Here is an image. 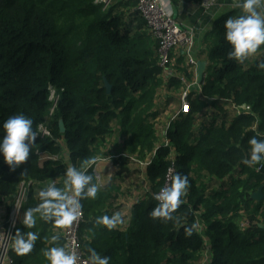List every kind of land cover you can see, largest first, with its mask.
Returning <instances> with one entry per match:
<instances>
[{
	"label": "trees",
	"instance_id": "obj_1",
	"mask_svg": "<svg viewBox=\"0 0 264 264\" xmlns=\"http://www.w3.org/2000/svg\"><path fill=\"white\" fill-rule=\"evenodd\" d=\"M169 1L177 12L186 0ZM138 3L0 0V129L11 116L23 114L34 121L36 132L43 125L51 133V138H37L29 159L14 170L0 157V208L9 211L20 188L27 186L13 236L19 229L40 237L29 254L17 255L11 247V264H48L42 250H66L62 228L37 214L35 226L26 229L23 214L40 203L39 191L48 184L64 188L65 148L71 165L79 168L83 160L104 154L113 138L139 160L151 156L149 192L124 215L120 186L132 176L140 180L141 171L131 170L130 160L115 161L114 182L100 186L95 199L80 201L84 221L79 236L87 258L93 248L110 257V264H201V254L209 250L210 264H264V200L252 199L260 189L264 195V161L255 167L242 163L250 152L248 140L264 138V69L257 67L264 61V46L243 64L228 59L223 25L240 11L218 18L199 53L207 63L202 92L216 98L211 119L197 122L208 104L191 96L190 113L167 134L170 147L159 146L154 109L164 82L158 43ZM105 82L112 86L110 95ZM180 86L174 77L167 90ZM50 88L58 95L53 114ZM234 105L250 110L238 113ZM172 165L175 174L188 175L190 184L173 213L179 223L149 217L157 204L154 194L165 186ZM87 174L96 183L93 170ZM117 212L124 223L116 229L96 225L98 217ZM186 227L192 228L190 236ZM54 235L59 237L55 243Z\"/></svg>",
	"mask_w": 264,
	"mask_h": 264
},
{
	"label": "clouds",
	"instance_id": "obj_2",
	"mask_svg": "<svg viewBox=\"0 0 264 264\" xmlns=\"http://www.w3.org/2000/svg\"><path fill=\"white\" fill-rule=\"evenodd\" d=\"M239 14L226 19L224 40L230 47L227 57L243 64L253 57L261 46H264V0H238ZM169 8L167 13L170 15ZM258 68L264 69V61L258 63ZM34 121L23 114L13 115L2 125L0 135V157L9 169H15L24 164L30 157L32 147L37 140V132L33 128ZM250 152L242 163L255 167L264 161V138L252 136L248 140ZM96 164L89 158L82 161L79 168L70 166L66 169L64 188H58L55 182L48 184L39 191L40 203L34 208H28L23 214L22 224L26 229H32L36 224V216L45 222L53 223L57 228H66L78 221L82 216L81 200L95 199L100 186L93 182V176L87 170ZM260 171L259 168L256 169ZM190 187L187 174L176 173L171 182L154 194L156 206L150 211L149 217L165 223L176 221L173 213L184 203L182 197ZM124 223L120 213L111 216L103 215L96 219L97 226L114 230ZM186 235L192 234V228L184 229ZM39 234L33 231L20 232L18 229L12 239V247L17 255L32 252ZM52 241H58V236H52ZM89 256L85 264H110V257L101 256L95 249H88ZM48 264H78L79 255L75 251H66L62 246H53L42 250Z\"/></svg>",
	"mask_w": 264,
	"mask_h": 264
},
{
	"label": "built area",
	"instance_id": "obj_3",
	"mask_svg": "<svg viewBox=\"0 0 264 264\" xmlns=\"http://www.w3.org/2000/svg\"><path fill=\"white\" fill-rule=\"evenodd\" d=\"M105 6H108V0H98ZM225 0H201L200 4L203 9H209L218 3ZM172 12L169 15L168 9ZM138 10L147 23L148 30L154 41L158 43V65L162 69V80L164 87L159 90L156 97V106L154 112L157 113L155 119V125L158 130L157 138L159 139L158 145L162 147H170V141L168 140V132L171 125L178 121L181 116L188 115L191 111V99L200 98L206 100L209 105L207 113V119H211L213 114V103L216 98H206L202 92L203 85L198 84V78L196 74L198 66V56L196 52V37L193 29L181 23L175 16L168 0H139ZM192 74V78L187 77V73ZM177 77L183 90L179 92H168L167 85L169 81ZM204 84V83H203ZM171 99L174 101L171 102ZM50 101L52 102V108L50 114H53L58 103V95L54 88H50ZM178 102L177 104H173ZM234 108L239 113L240 111H249L248 107H238L234 105ZM37 138H51V133L45 126H40L37 132ZM161 139V142H160ZM122 146V142H120ZM65 146V145H64ZM123 147V146H122ZM65 148V147H64ZM112 146L105 150V153L100 155L96 160V164L87 170H93L96 178V183L99 186H103V178L98 173L99 166L108 164L114 167L117 160H130L141 171V177L146 178L148 167L152 164V158L149 156L144 161L139 160L137 155H130L124 151L115 153L112 150ZM153 157V156H152ZM175 154L172 152L170 158L172 164L174 163ZM175 168L172 165L168 170L166 176V184L171 182L172 176L175 174ZM146 194L149 192V187L146 185ZM27 186L23 185L19 193L12 204L9 211L5 210V216L3 223L0 224V264H11L10 261V249L12 247V238L19 217L22 214L23 206L26 202ZM145 196L136 201V204L145 199ZM84 221V213L82 210V216L78 221H75L71 226L62 228L61 236L65 242L66 251H75L80 261L78 264H85L88 258L83 252L82 243L80 240L79 232L81 225ZM200 229H203L200 227ZM203 261L206 264L211 263V256L209 250H206L203 254Z\"/></svg>",
	"mask_w": 264,
	"mask_h": 264
},
{
	"label": "crops",
	"instance_id": "obj_4",
	"mask_svg": "<svg viewBox=\"0 0 264 264\" xmlns=\"http://www.w3.org/2000/svg\"><path fill=\"white\" fill-rule=\"evenodd\" d=\"M201 0H186L183 1L177 12L174 11L175 16L178 18V20L183 23L184 25L188 26L189 28L193 29L195 37H196V52L198 53V59L199 61H205V59H202L201 56H199L200 51H202L205 48V36L208 34V32L212 31L214 29L215 22L218 18L230 13L231 11L240 9L237 7L238 0H225L217 5L209 8V9H203L200 4ZM198 122V121H197ZM116 140V139H115ZM117 141V140H116ZM115 143V141H114ZM116 144L119 146L118 149L121 150L122 146L118 141ZM116 145H114L115 148ZM116 149V148H115ZM117 150V149H116ZM123 151V150H122ZM63 159L68 167L72 166L70 159H69V153L67 149L64 150ZM132 169V168H130ZM102 170V173H101ZM98 173L101 174L103 180L107 179V185H110L114 182L115 174H116V168L113 169L112 166L108 164H103L99 166ZM105 185V186H107ZM146 185L142 188L145 189ZM140 196L138 197V199ZM137 199V200H138ZM125 205L126 210L124 212V215H127L131 212L133 208V204H136V202L127 203L125 202V199H121ZM1 207V206H0ZM5 216V210L4 208H0V224L3 223V218ZM128 222H126L127 225Z\"/></svg>",
	"mask_w": 264,
	"mask_h": 264
},
{
	"label": "rangeland",
	"instance_id": "obj_5",
	"mask_svg": "<svg viewBox=\"0 0 264 264\" xmlns=\"http://www.w3.org/2000/svg\"><path fill=\"white\" fill-rule=\"evenodd\" d=\"M114 1L115 0H108L107 1V3L109 4V5H111L112 3H114ZM169 1V0H168ZM169 3H170V1H169ZM179 90L180 91H182L183 90V87L182 86H180V87H178V91L177 92H179ZM178 102H174L173 104H177ZM209 105H207L205 108H204V111L201 113V114H198L197 115V121H198V123H203V121H204V119H207V113H208V110H209ZM158 139V138H157ZM114 141H115V143H114ZM118 141V140H117ZM114 138L113 139H111L109 142H108V144L107 145H109V147H111L112 146V151L113 152H115V153H119V152H122V150L125 152V153H128L126 150H124V148L122 147L121 148V150L120 149H118L117 147L119 146V144L117 145L116 144V142H117ZM158 142H159V139H158ZM160 142H161V139H160ZM114 145H116L115 146V148L117 149H115L114 148ZM122 146H123V144H122ZM129 154V153H128ZM111 166V165H110ZM136 165L135 164H133V163H131L130 164V168H132L131 170H139L140 171V169H138L137 167H135ZM115 165H114V167H113V169L115 170ZM101 173H102V170H101ZM107 179H104L103 181H102V184H103V186L104 185H107ZM144 185H148V187H149V183H148V181H147V179L146 178H144L143 176L141 177V179L140 180H138L135 176H132V178L130 179V180H128V181H126L123 185H121L120 186V192H121V199H125V202H127V203H134V202H136L137 201V199H138V197L140 196V198L139 199H141V198H143L144 196H145V194H146V189H143L142 190V188L144 187ZM133 205H135V204H133ZM125 207H126V205H124ZM125 210H126V208H125ZM201 258H202V261H201V264H206L204 261H203V255L201 254Z\"/></svg>",
	"mask_w": 264,
	"mask_h": 264
},
{
	"label": "water",
	"instance_id": "obj_6",
	"mask_svg": "<svg viewBox=\"0 0 264 264\" xmlns=\"http://www.w3.org/2000/svg\"><path fill=\"white\" fill-rule=\"evenodd\" d=\"M206 69H207V63L204 61H199L196 70L199 85H203L204 83ZM105 88L107 95H110L112 92V86L108 82H105ZM60 129H61V133L64 134L66 130L62 121L60 122ZM252 199L258 202L263 201L264 195L262 193V189H260L258 193L252 195Z\"/></svg>",
	"mask_w": 264,
	"mask_h": 264
}]
</instances>
